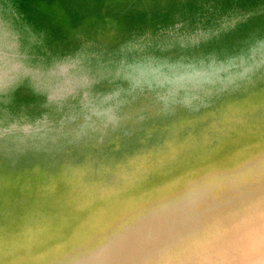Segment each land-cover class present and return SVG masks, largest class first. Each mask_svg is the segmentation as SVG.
Here are the masks:
<instances>
[{
	"label": "rangeland",
	"instance_id": "374dc122",
	"mask_svg": "<svg viewBox=\"0 0 264 264\" xmlns=\"http://www.w3.org/2000/svg\"><path fill=\"white\" fill-rule=\"evenodd\" d=\"M263 80L264 0H0V264H264Z\"/></svg>",
	"mask_w": 264,
	"mask_h": 264
},
{
	"label": "bare ground",
	"instance_id": "6f19581e",
	"mask_svg": "<svg viewBox=\"0 0 264 264\" xmlns=\"http://www.w3.org/2000/svg\"><path fill=\"white\" fill-rule=\"evenodd\" d=\"M41 5V4H40ZM55 5V4H54ZM41 7H43V6H41ZM56 8L57 9V7L56 6H51V8ZM47 8H50V7H47ZM51 8H50V10H51ZM55 9V10H56ZM52 11V10H51ZM55 12V11H54ZM58 11H56V13H57ZM60 12V11H59ZM58 12V13H59ZM56 16H57V14H56ZM106 17V16H105ZM262 82H264V80L262 81ZM194 88V87H193ZM245 90V89H244ZM255 90V89H254ZM252 93V92H251ZM153 95V94H152ZM234 96H236V95H234ZM245 96V95H244ZM228 97V96H227ZM230 97V96H229ZM142 98V97H141ZM149 98V97H148ZM144 99V98H143ZM231 99V98H230ZM141 100V99H140ZM226 100V99H225ZM144 101V100H143ZM143 101H141V102H143ZM223 101V100H222ZM220 102V101H219ZM140 103V102H139ZM155 104V103H154ZM221 104V103H220ZM140 105V104H139ZM154 106V105H153ZM215 107H217V106H215ZM133 108V107H132ZM134 108H136V106L134 107ZM134 108H133V110H134ZM137 108H138V106H137ZM157 108V107H156ZM131 109V108H130ZM139 109V108H138ZM181 109V108H180ZM186 110V109H185ZM208 110V109H207ZM211 110V109H210ZM127 111V110H126ZM135 111V110H134ZM143 111V110H142ZM213 111V110H212ZM179 112V111H178ZM134 113V112H133ZM181 113V112H180ZM182 113H183V111H182ZM215 113V112H214ZM260 113V112H259ZM155 114V113H154ZM199 114V113H198ZM218 114V113H217ZM144 115V114H143ZM155 115H157V114H155ZM158 115H160L159 113H158ZM131 116H132V113H131ZM162 116V115H161ZM253 116V115H252ZM121 117H122V115H121ZM140 117V116H139ZM139 117H137V118H139ZM243 117V116H242ZM254 117V116H253ZM252 117V118H253ZM257 117H258V115H257ZM147 118V117H146ZM149 118V117H148ZM176 118H178V117H176ZM208 118V117H207ZM219 118V117H218ZM81 119V118H80ZM212 119H214V118H212ZM125 120V119H124ZM136 120V119H135ZM156 120V119H155ZM174 120V119H173ZM79 121H81V120H79ZM136 121H138V120H136ZM207 121V120H206ZM210 121V120H209ZM75 122H77V121H75ZM100 122V121H99ZM202 122V121H201ZM208 122V121H207ZM107 123V122H106ZM136 123V122H135ZM198 123V122H197ZM196 123V124H197ZM76 124V123H75ZM98 124V123H97ZM100 124V123H99ZM134 124V123H133ZM163 124V123H162ZM166 124H167V122H166ZM192 124V123H191ZM127 125V124H126ZM132 125V124H131ZM140 124H138V126H139ZM193 125V124H192ZM198 125V124H197ZM205 125V124H204ZM218 125V124H217ZM65 126V125H64ZM99 126H101V125H99ZM136 126V125H135ZM151 126V125H150ZM160 126V125H159ZM162 126V125H161ZM131 127V126H130ZM185 127V126H184ZM187 127V126H186ZM191 127V126H190ZM101 128V127H100ZM108 128V127H107ZM201 128V127H200ZM208 128H209V126H208ZM101 130H102V128H101ZM105 130V129H104ZM145 130H146V128H145ZM165 130V129H164ZM168 130H169V128H168ZM179 131V130H178ZM191 131V130H190ZM192 131H193V128H192ZM136 132H137V129H136ZM188 132V131H187ZM103 133V132H102ZM144 133V132H143ZM150 133V132H149ZM171 133V132H170ZM180 133V132H179ZM197 133H198V130H197ZM210 133V132H209ZM145 134V133H144ZM177 134V133H176ZM186 134V133H185ZM190 134V133H189ZM192 134V133H191ZM207 134V133H206ZM166 135V134H165ZM108 136V135H107ZM118 136V135H117ZM171 136H172V134H171ZM174 136V135H173ZM211 136V135H210ZM213 136V135H212ZM145 137H147V136H145ZM165 137V136H164ZM168 137V136H167ZM175 137V136H174ZM180 137V136H179ZM179 137H177V138H179ZM112 138V137H111ZM181 138H182V135H181ZM199 138V137H198ZM109 139V138H108ZM163 139H165V138H163ZM111 140V139H110ZM196 140V139H195ZM108 141V140H107ZM118 141V140H117ZM138 141V140H137ZM140 141H142V139L140 140ZM174 141V140H173ZM82 142V141H81ZM92 142V141H91ZM94 142V141H93ZM106 142V141H105ZM213 142V141H212ZM163 143V142H162ZM161 143V144H162ZM81 144V143H80ZM83 144V143H82ZM79 146V145H78ZM82 146V145H81ZM88 146V145H87ZM156 146H158V145H156ZM160 146V145H159ZM83 147V146H82ZM102 147V146H101ZM155 147V146H154ZM153 148V147H152ZM98 149V148H97ZM108 149H111V148H108ZM160 149V148H159ZM115 150V149H114ZM146 150V149H145ZM145 150H144V152H145ZM155 150V149H154ZM153 150V151H154ZM71 151V150H70ZM92 150H90V152H91ZM99 151H101V149L99 150ZM109 151V150H108ZM138 152V151H137ZM67 153V152H66ZM65 153V154H66ZM94 153V152H93ZM127 153V152H126ZM135 153V152H134ZM88 154V153H87ZM91 155V154H90ZM101 155V154H100ZM99 155V156H100ZM122 155V154H121ZM125 155V154H124ZM84 156H87V155H84ZM96 156V155H95ZM99 156H97V157H99ZM89 157V156H88ZM96 157V158H97ZM100 158H101V156H100ZM84 159V158H83ZM92 158L90 157V160H91ZM111 159V158H110ZM115 159V158H114ZM118 159V158H117ZM123 159V158H122ZM89 160V159H88ZM107 160V159H106ZM83 161V160H82ZM85 161H87V160H85ZM94 161V160H93ZM105 161V160H104ZM104 161H102V162H104ZM98 162V161H97ZM96 162V163H97ZM101 162V163H102ZM62 163H66V162H62ZM6 164V163H5ZM84 164V163H83ZM104 164V163H103ZM1 165V164H0ZM59 165V164H58ZM61 165V164H60ZM70 165V164H69ZM6 166V165H5ZM39 166V165H38ZM71 166V165H70ZM72 166H73V164H72ZM42 167H44V166H42ZM31 168V167H30ZM45 168L46 167H44V170H45ZM1 170V169H0ZM30 170V169H29ZM61 170V169H60ZM8 171V170H7ZM50 171V170H49ZM48 171V172H49ZM4 172H5V170H4ZM3 172V173H4ZM47 172V173H48ZM55 172V171H54ZM94 172V171H93ZM1 173V172H0ZM14 174V173H13ZM14 175H16V174H14Z\"/></svg>",
	"mask_w": 264,
	"mask_h": 264
}]
</instances>
